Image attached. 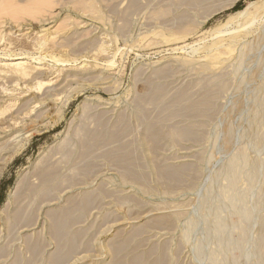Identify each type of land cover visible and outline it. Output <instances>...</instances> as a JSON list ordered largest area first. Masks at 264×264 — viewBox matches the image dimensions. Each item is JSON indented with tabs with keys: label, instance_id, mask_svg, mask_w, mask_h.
Listing matches in <instances>:
<instances>
[{
	"label": "rangeland",
	"instance_id": "obj_1",
	"mask_svg": "<svg viewBox=\"0 0 264 264\" xmlns=\"http://www.w3.org/2000/svg\"><path fill=\"white\" fill-rule=\"evenodd\" d=\"M18 58L0 264H264V0H0Z\"/></svg>",
	"mask_w": 264,
	"mask_h": 264
},
{
	"label": "bare ground",
	"instance_id": "obj_2",
	"mask_svg": "<svg viewBox=\"0 0 264 264\" xmlns=\"http://www.w3.org/2000/svg\"><path fill=\"white\" fill-rule=\"evenodd\" d=\"M257 4L256 1H252L250 2L249 6H255ZM248 12V8H245L243 10H241L238 15H244ZM11 52V51H10ZM25 58V57H24ZM54 58V57H53ZM32 60V59H31ZM35 64V63H34ZM0 69H4V70H10L12 71V73H14V75H16V77L18 76H27L30 74L32 68L29 67V63L28 61H24L23 58H18L16 60H12L10 62H5L4 64H2L0 66ZM34 75V74H33ZM36 75V73H35ZM39 75V74H38ZM37 76V75H36ZM12 77V76H11ZM15 77V76H14ZM15 77V78H16ZM34 77V76H31ZM8 78V77H7ZM18 79V78H17ZM23 119V118H22ZM1 145V144H0Z\"/></svg>",
	"mask_w": 264,
	"mask_h": 264
},
{
	"label": "trees",
	"instance_id": "obj_3",
	"mask_svg": "<svg viewBox=\"0 0 264 264\" xmlns=\"http://www.w3.org/2000/svg\"><path fill=\"white\" fill-rule=\"evenodd\" d=\"M241 9H242V3L238 4V5L234 8L235 11H239V10H241Z\"/></svg>",
	"mask_w": 264,
	"mask_h": 264
}]
</instances>
